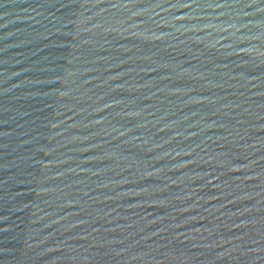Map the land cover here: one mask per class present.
<instances>
[{
    "label": "water",
    "instance_id": "1",
    "mask_svg": "<svg viewBox=\"0 0 264 264\" xmlns=\"http://www.w3.org/2000/svg\"><path fill=\"white\" fill-rule=\"evenodd\" d=\"M0 264H264V0H0Z\"/></svg>",
    "mask_w": 264,
    "mask_h": 264
}]
</instances>
